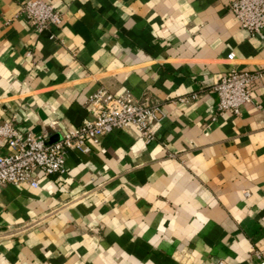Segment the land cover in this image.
<instances>
[{"label":"crops","instance_id":"obj_1","mask_svg":"<svg viewBox=\"0 0 264 264\" xmlns=\"http://www.w3.org/2000/svg\"><path fill=\"white\" fill-rule=\"evenodd\" d=\"M48 1L63 21L40 30L0 0V124L57 140L100 88L164 116L152 140L115 128L38 186L0 185V264H260L264 76L239 114L214 86L233 65L264 71V33L232 0Z\"/></svg>","mask_w":264,"mask_h":264},{"label":"built area","instance_id":"obj_2","mask_svg":"<svg viewBox=\"0 0 264 264\" xmlns=\"http://www.w3.org/2000/svg\"><path fill=\"white\" fill-rule=\"evenodd\" d=\"M231 8L249 32L264 33V0H232ZM22 10L40 30L60 25L63 21L62 11L48 0H24ZM234 57L235 52L228 54L229 59ZM263 76V70L251 71L231 66L214 86L219 95L218 110L241 113L242 106L252 100V84ZM198 96V92L194 91L179 96L178 100L189 102ZM87 104L91 116L79 124L68 123L62 136L54 141L31 131L21 132L13 120L1 123L0 140L6 141L10 151L0 153V185L28 182L38 186L39 170L47 175L62 172L69 148L91 151L92 143H100L101 136L115 128H135L147 141L152 140L164 116L161 104L142 103L129 89L114 94L100 88L88 98ZM255 253L260 258V264H264L263 250L257 249Z\"/></svg>","mask_w":264,"mask_h":264}]
</instances>
